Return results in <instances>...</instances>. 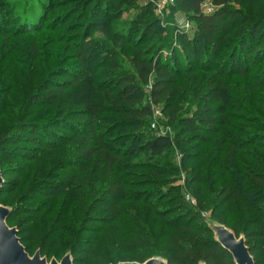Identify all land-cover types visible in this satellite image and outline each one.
Wrapping results in <instances>:
<instances>
[{
  "label": "trees",
  "instance_id": "trees-1",
  "mask_svg": "<svg viewBox=\"0 0 264 264\" xmlns=\"http://www.w3.org/2000/svg\"><path fill=\"white\" fill-rule=\"evenodd\" d=\"M202 1L179 0L197 26L193 38L175 35L179 46H172L153 29H147L146 38L133 45L131 34L115 35L101 21L96 30L108 33L111 46L129 50V67L114 59L106 44L103 47L109 50L106 59L110 66L91 76L93 52L101 44L84 39L75 54V65L60 69L64 78L54 80L53 90L45 94L15 92L11 97L8 91L1 96L14 101L10 113L3 114L4 107L0 112L4 116L0 121L3 159L25 157L38 171L63 164L69 168L49 181V190H38L40 199H53L68 220L62 230H55L62 235V248L72 252L83 242L88 230L75 216L82 211L88 221L103 219L113 231L112 239L119 242L125 238L130 252L146 249L149 257L163 258L169 264H235L200 218L199 210H205L238 236L244 234L255 264H264V137L240 120L256 123V114L264 111L263 99L242 111L239 93L238 105L228 98L233 81H247L252 66L264 61V0H212L218 9L211 13L201 10ZM42 5L54 9L48 0L1 2L0 20L7 23L15 14L10 11L17 10L42 18ZM23 23L31 29L37 25L29 19ZM2 29L0 26V34ZM166 45L172 47L175 58L162 54ZM233 76L238 80H230ZM4 79L17 84L20 75H13L9 68L0 82ZM86 84L85 93L64 101L69 89ZM145 84L150 86V100L163 107L178 129L177 140L151 128L153 114L150 101L145 100ZM262 84L248 81L246 86L256 93ZM45 98L56 115L37 119L35 105ZM191 99L201 104L199 111L187 112L183 103ZM225 110L230 114H222ZM177 142L190 152L184 160L192 161L188 184L198 210L180 194L170 197L177 190L169 174L155 170L149 178L139 172L148 168L138 162L140 155L162 158ZM1 158L0 167L4 165ZM7 188L9 182H4L0 200ZM18 236L29 252L25 232L18 230ZM73 260L78 264V258ZM147 260L146 255L140 258L141 263Z\"/></svg>",
  "mask_w": 264,
  "mask_h": 264
},
{
  "label": "rangeland",
  "instance_id": "rangeland-1",
  "mask_svg": "<svg viewBox=\"0 0 264 264\" xmlns=\"http://www.w3.org/2000/svg\"><path fill=\"white\" fill-rule=\"evenodd\" d=\"M4 1L12 2L13 0H0V3ZM48 1L53 2L54 9L51 10L52 8L42 5L41 8H44L42 18L39 17L40 15L29 16L25 10H17L10 11L15 12V14L11 15L10 19L7 17L9 20L7 23H5L6 20L4 19L0 20V26L3 28L2 34H0V79L6 71L8 73L9 68H11L13 75H20L17 84H12L7 79L0 82V112L4 107L3 114L10 113L8 108L12 109L11 107L14 104V101L9 98H1L5 92L11 91L9 95L11 97L15 92L17 94L23 92L45 94L47 91L53 90L55 88L54 80L58 81L64 78L60 69L75 65V54L84 39L90 40L92 43L99 42L101 44L93 52L94 60L90 64L91 76L100 75L102 69L110 66L111 61L106 59L109 50L103 47L106 44H109L112 48L114 59L122 66L129 67L127 62L129 50H122L115 45L111 46L112 41L108 33L96 30V25L101 21H104L106 28L110 32H114L115 35L118 33L127 36L131 34L134 41L133 45L143 36L146 38L147 29H153L158 32L164 39L171 41L173 43L172 46H179L175 38L176 34H184L193 38L197 29L196 23L190 19L179 0H96L94 3V0ZM232 4L240 8L236 3ZM200 7L204 13H211L218 9L212 0H203ZM37 8L39 10V7ZM262 8L264 9V1ZM142 9H145L146 13H143ZM27 19L34 22L37 21L34 29L23 23ZM149 42L150 40L144 44ZM166 46V48H163L162 54L165 57L173 56L175 58L176 55L172 53L174 51L172 47L170 45ZM221 57L222 54H220ZM230 80L238 79L233 76ZM248 81L250 84L254 81H263L262 85L264 86V61L255 63L252 66L250 79L242 82L233 81L230 86L234 92H237V95L231 91L228 95V98H231L229 101L232 105H238L239 100L237 97L239 93L241 100L243 99L240 101L242 111L247 110L260 97L263 99L261 104L264 107V87L259 89L258 92L252 93L249 90V86H246ZM179 83H182V79ZM85 86L87 87V84L80 86L82 89L80 87L69 89L64 101L68 103L70 99L78 98L80 92L85 93ZM181 87L185 88L186 86L182 84ZM142 88L146 102L150 101L151 108H156V113L152 118V123L156 127L153 128L151 124V128L154 131L158 128L175 140L178 136V129L170 123L163 107L154 105L150 100V88L148 85L145 84ZM183 104L185 108L192 110H187L190 113L194 110L199 111L201 107L200 103L193 102L192 99L186 100ZM213 104L218 106L216 101ZM35 106V118L37 119H50L56 115L55 109L51 107L46 98L36 103ZM222 112V114H226V112L230 114V110ZM239 113L234 111V114ZM255 114L247 113V116H254ZM256 116H258L256 123L240 120L243 126L252 128L254 132H258L264 137V111L261 110ZM3 117V115H0V121ZM3 131L4 129L0 122V133ZM202 134L207 136L208 133ZM185 148L177 142L162 158H152L148 154L140 155L137 158L138 162L148 168L139 172L149 178H153L152 174L155 170L169 174L172 186L177 190L170 197L180 194L192 207L197 209V201L196 204H192L187 198V195H190L197 200L190 192L188 184L192 161L184 160L190 153L189 151L185 152ZM3 153L4 151L2 150L0 157H2L4 165L0 169L4 182H9V188L6 189V195L0 200V205L13 210L11 223L7 221V224L11 228H17V230L25 232V242L30 248L27 253L31 257L37 251H42L41 256L47 259L48 264H50L51 260L60 262L67 254H71L74 259L78 258V264H118L126 262L142 264L140 258L144 255L148 257V260L156 258L155 256L149 257L150 255L146 249L134 252L128 251L125 238L119 242L116 239H112L113 231L110 230L111 227L103 219L98 217L94 221H88L86 214L82 211H77L75 216L80 226L82 225L88 230L83 237V242L75 245L72 248V252L69 249L62 248V235L55 234V230L57 228L62 230L64 222L68 220L60 214L59 204L55 203L53 199L48 202L41 200L39 191L49 190V181L65 174L69 170L66 167L67 164L54 168V170L38 171L25 157L16 156L14 159H3ZM16 167H18V174L15 172ZM129 204L132 205V203ZM168 204L165 206H168ZM99 214L101 213L99 212L95 215L99 216ZM198 214L209 227L218 224L211 217L209 211L199 210ZM196 220L199 221V219ZM239 236L245 237L244 234ZM73 264H75V261Z\"/></svg>",
  "mask_w": 264,
  "mask_h": 264
},
{
  "label": "water",
  "instance_id": "water-1",
  "mask_svg": "<svg viewBox=\"0 0 264 264\" xmlns=\"http://www.w3.org/2000/svg\"><path fill=\"white\" fill-rule=\"evenodd\" d=\"M4 184V178L0 169V191ZM12 209L0 205V264H48L46 258H42L41 252L37 251L31 257L18 236L17 228H11L7 224V218L11 215ZM214 232L216 241L227 250L233 257L235 264H255L244 236H238L234 231L223 224L210 226ZM71 254L65 255L60 262L51 260L50 264H73ZM118 264H140L126 262ZM142 264H169L167 260L156 257L147 260ZM205 264V263H202Z\"/></svg>",
  "mask_w": 264,
  "mask_h": 264
},
{
  "label": "built area",
  "instance_id": "built-area-1",
  "mask_svg": "<svg viewBox=\"0 0 264 264\" xmlns=\"http://www.w3.org/2000/svg\"><path fill=\"white\" fill-rule=\"evenodd\" d=\"M148 87L150 88V86H148ZM151 110H152V114L155 115V113H156V108H155V107H152ZM152 125H153V128L156 127L154 123H152ZM155 131H156V133H158V134L168 135L167 133L163 132L162 130H159L158 128L155 129ZM169 136H170V135H169ZM187 198H188V200H189L192 204H196V200H195L193 197H191L190 195H187Z\"/></svg>",
  "mask_w": 264,
  "mask_h": 264
}]
</instances>
